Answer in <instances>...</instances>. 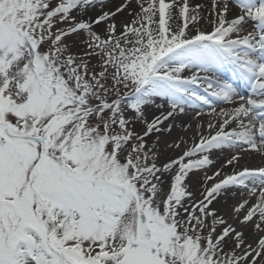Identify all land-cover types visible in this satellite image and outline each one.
I'll return each instance as SVG.
<instances>
[{
  "label": "snow or ice",
  "instance_id": "snow-or-ice-1",
  "mask_svg": "<svg viewBox=\"0 0 264 264\" xmlns=\"http://www.w3.org/2000/svg\"><path fill=\"white\" fill-rule=\"evenodd\" d=\"M0 264H264V0H0Z\"/></svg>",
  "mask_w": 264,
  "mask_h": 264
},
{
  "label": "bare ground",
  "instance_id": "bare-ground-1",
  "mask_svg": "<svg viewBox=\"0 0 264 264\" xmlns=\"http://www.w3.org/2000/svg\"><path fill=\"white\" fill-rule=\"evenodd\" d=\"M178 134H183V133H181L179 129H177L176 131L173 132V135H174V136H175V135H178ZM187 135L190 136L191 133H188ZM175 154H178V153H175ZM175 154H173V155H175ZM221 159H222V157H221ZM256 163H259V160H257ZM216 166L218 167L219 165H216ZM211 171H212V169H209V172H208L209 175L211 174ZM238 195H239V194L237 193V196H238ZM229 203H231V200L229 201Z\"/></svg>",
  "mask_w": 264,
  "mask_h": 264
}]
</instances>
